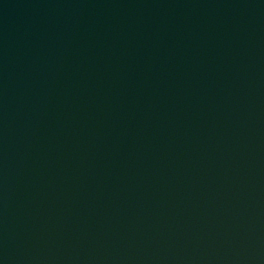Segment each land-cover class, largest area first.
Here are the masks:
<instances>
[{
	"label": "water",
	"instance_id": "1",
	"mask_svg": "<svg viewBox=\"0 0 264 264\" xmlns=\"http://www.w3.org/2000/svg\"><path fill=\"white\" fill-rule=\"evenodd\" d=\"M0 264H264V0L0 10Z\"/></svg>",
	"mask_w": 264,
	"mask_h": 264
}]
</instances>
